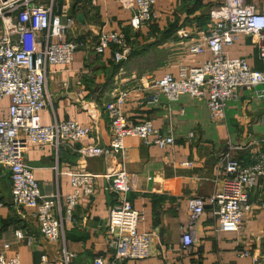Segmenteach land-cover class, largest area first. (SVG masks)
Wrapping results in <instances>:
<instances>
[{
  "label": "crops",
  "instance_id": "crops-1",
  "mask_svg": "<svg viewBox=\"0 0 264 264\" xmlns=\"http://www.w3.org/2000/svg\"><path fill=\"white\" fill-rule=\"evenodd\" d=\"M62 2L59 0L58 10ZM246 2L264 11V0ZM216 5L218 0H200L198 4L196 0H157L154 29L146 24L136 30L130 25L133 9L126 0L72 1L75 23L68 37L83 40L85 46L75 53L70 65L49 67L48 105L40 118L44 125L55 119L75 120L90 125L93 131L81 142L62 145L58 155L52 145L31 144L24 161L43 195L60 193L64 200L73 190L71 176L77 172L95 175L96 193L82 198L73 219L65 222V244L53 243L41 234L31 209L13 205L10 171L0 166V252L10 243L7 254H18L22 264H38L42 255L61 262L64 248L76 254L74 264H93L96 256L104 257L108 264H264V178L249 187L251 208L238 230H221L218 217L207 204L204 214L191 225L193 247H182L183 228L190 225L189 198L208 196L220 187L227 158L250 164L257 152L264 151V101L254 90L240 89L224 112L211 117L205 98L183 95L170 102L161 95L156 104L146 99L152 79L167 73L178 75L182 66H195L211 57L210 52L190 53L188 45L198 39L192 35L195 30L206 33L208 12ZM172 27L177 29L171 31ZM110 30L126 35L132 48L129 59L117 62L113 47L102 55L92 49L100 33ZM180 43H186L185 51ZM225 51L231 57H247L257 69L264 67L257 45L244 33ZM145 60L150 62L145 64ZM138 86L144 89L135 88L128 98L127 114L135 121L152 119L158 132L172 135L174 143L161 148L132 136L125 139L122 155L84 157L83 147L108 145L111 140L105 103L120 90ZM9 103V97L0 101L1 117L8 116ZM120 170L133 179L128 197L142 213L140 228L154 231L151 255L144 259L118 258L107 242L106 224L118 197L105 174ZM18 229L25 238L16 237ZM28 237L33 239L31 244ZM247 251L249 255L244 254Z\"/></svg>",
  "mask_w": 264,
  "mask_h": 264
},
{
  "label": "built area",
  "instance_id": "built-area-1",
  "mask_svg": "<svg viewBox=\"0 0 264 264\" xmlns=\"http://www.w3.org/2000/svg\"><path fill=\"white\" fill-rule=\"evenodd\" d=\"M73 0H0V101L10 98L8 116H0V166L10 171L12 203L16 207L32 210L41 234L50 242L65 244L64 224L73 219L80 200L96 193L97 179L87 172L71 176L72 192L62 199L60 193L46 196L41 193L39 182L25 163V154L31 144L41 147L52 145L58 155L62 145L81 142L90 137V125L84 126L75 120L55 119L51 124L41 122L40 112L47 107L46 85L48 69L53 64L70 65L75 53L85 46L81 39L68 37L75 23L71 14ZM94 3L97 0H92ZM133 9L130 25L139 30L158 18L157 0H126ZM62 16H66L64 23ZM248 35L264 59V11L246 0H218L210 10V24L206 33L188 45L190 53L211 57L195 66H182L178 75L167 73L151 80L146 99L158 103L161 95L170 102L183 95L207 99L210 116L222 113L234 100L240 89L254 90L264 101V67H253L245 56L231 57L225 47L232 45L238 36ZM56 39V40H55ZM113 47L117 62L127 60L132 53L126 35L122 31H103L94 52L102 55ZM144 89L128 87L120 90L115 98L105 103L109 117L111 140L108 145L99 143L83 147L84 157L122 155L127 137H140L161 148L174 143L172 135H161L153 120H132L125 108L133 91ZM146 90V89H145ZM224 175L220 187L208 196L196 195L188 200L190 225L183 228L182 247L191 249L194 238L191 225L204 214L207 204L218 217L219 228L236 231L250 210L249 187L259 178H264V151L255 155L253 162L243 164L229 157L224 162ZM111 189L117 202L111 207L106 224L108 245L115 249L116 256L123 259H144L151 255L154 231L141 229L142 213L138 211L128 194L134 182L129 174L120 170L108 172ZM3 202L0 200V207ZM18 239L26 237L18 229ZM28 242H33L28 237ZM0 252V264H22L18 254L8 255L10 243H5ZM249 255V252H245ZM76 254L64 248L61 262L50 261L42 255L38 264H74ZM93 264H108L102 256H96Z\"/></svg>",
  "mask_w": 264,
  "mask_h": 264
},
{
  "label": "rangeland",
  "instance_id": "rangeland-1",
  "mask_svg": "<svg viewBox=\"0 0 264 264\" xmlns=\"http://www.w3.org/2000/svg\"><path fill=\"white\" fill-rule=\"evenodd\" d=\"M198 2H200V0H196V3H197V4H198ZM208 13H209V17H210V11H209ZM174 15H175V14H174ZM177 15H178V14H177ZM177 15H175V16H177ZM66 20H67V17H66V16H62V21H63L64 23L66 22ZM149 24L151 25V27L153 26L152 29H154V27H155L156 24H154L153 22H150ZM193 30H194V29H193ZM193 30H192V31H193ZM203 30H204V29H203ZM152 31H153V33L156 32L155 30H152ZM193 33H194V34H192V35L195 36V38H199V37L202 35V33L197 34V33H196V30H195ZM179 46H180V48H181L182 51H183V50L185 51V49H187V48H186V43H185V44H184V43H180ZM130 57H131V56H130ZM128 59H129V58H128ZM124 61H125V60H124ZM149 62H150V60H145V61H144L145 64H147V63H149Z\"/></svg>",
  "mask_w": 264,
  "mask_h": 264
},
{
  "label": "trees",
  "instance_id": "trees-1",
  "mask_svg": "<svg viewBox=\"0 0 264 264\" xmlns=\"http://www.w3.org/2000/svg\"><path fill=\"white\" fill-rule=\"evenodd\" d=\"M173 29H177V27H172L170 30L172 31ZM166 34H169V31L166 32Z\"/></svg>",
  "mask_w": 264,
  "mask_h": 264
}]
</instances>
